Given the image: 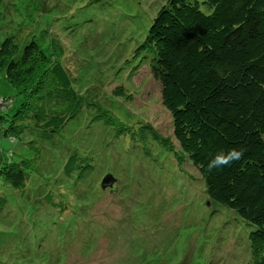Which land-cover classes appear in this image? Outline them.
Here are the masks:
<instances>
[{"label":"rangeland","instance_id":"rangeland-1","mask_svg":"<svg viewBox=\"0 0 264 264\" xmlns=\"http://www.w3.org/2000/svg\"><path fill=\"white\" fill-rule=\"evenodd\" d=\"M165 2L0 0V42L9 34L22 42L27 25L37 38H50L83 99L76 116L47 140L38 131L45 111L34 103V111L14 124L21 134L13 137L7 129L24 111L28 95L0 72V164L26 159L30 166L26 188L4 190L7 211L4 218L0 213V230L8 241L1 243L0 264L249 260L250 226L227 206L209 202L186 157L179 160L172 144L156 137L174 144L169 115L156 98L159 83L152 79L149 56L136 48ZM70 156L87 159L94 192L75 184L59 189ZM107 173L113 181L103 188ZM48 195L54 203L62 197L66 212L55 209Z\"/></svg>","mask_w":264,"mask_h":264},{"label":"trees","instance_id":"trees-1","mask_svg":"<svg viewBox=\"0 0 264 264\" xmlns=\"http://www.w3.org/2000/svg\"><path fill=\"white\" fill-rule=\"evenodd\" d=\"M34 29L26 26L22 42L13 34L3 38L0 72L28 95L20 108L24 111L15 113L17 118L7 131L20 136L14 124L39 103L46 118L38 131L47 140L76 116L83 99L62 61L63 54L53 48L50 38H37ZM42 31L48 35L46 28ZM140 50L149 56L152 79L159 83L156 98L169 115L174 144L156 137L172 144L179 160L186 157L203 180L209 202L227 206L250 226L246 264H264V0H166L151 19L144 41L136 48ZM38 115L36 111L33 116ZM229 148L245 149L243 157L208 172L212 156ZM74 157L63 164L59 189L75 184L94 192L92 167L87 159L75 161ZM26 161L10 159L0 164L4 181L0 185L11 186L0 187L3 218L7 211L4 190L26 188L30 167ZM48 196L55 209L66 212L62 197L54 203ZM4 234L0 230V247L8 241Z\"/></svg>","mask_w":264,"mask_h":264},{"label":"clouds","instance_id":"clouds-1","mask_svg":"<svg viewBox=\"0 0 264 264\" xmlns=\"http://www.w3.org/2000/svg\"><path fill=\"white\" fill-rule=\"evenodd\" d=\"M243 148H229L227 151L220 150L208 161L206 168L208 172L219 170L239 161L244 155Z\"/></svg>","mask_w":264,"mask_h":264},{"label":"water","instance_id":"water-1","mask_svg":"<svg viewBox=\"0 0 264 264\" xmlns=\"http://www.w3.org/2000/svg\"><path fill=\"white\" fill-rule=\"evenodd\" d=\"M112 181H113L112 175L111 174H106L102 178L101 186L104 188L106 186V184H111Z\"/></svg>","mask_w":264,"mask_h":264}]
</instances>
